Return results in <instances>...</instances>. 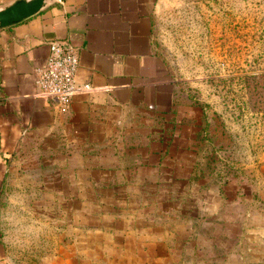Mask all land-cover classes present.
I'll return each instance as SVG.
<instances>
[{"label": "rangeland", "instance_id": "obj_1", "mask_svg": "<svg viewBox=\"0 0 264 264\" xmlns=\"http://www.w3.org/2000/svg\"><path fill=\"white\" fill-rule=\"evenodd\" d=\"M153 40L175 82L186 180L160 182L171 185L164 197L154 195L158 185L120 190L106 198L117 211L91 190L87 215L68 191L81 181H59L58 203L51 195L52 180H42L51 165L41 166L40 150H0V173L10 172L0 180V264H225L214 250L232 240L236 264H264V0H160ZM152 218L171 223L164 251L184 259L153 260L148 249L156 246L129 243L133 229H109L115 220ZM183 222L203 226L194 233Z\"/></svg>", "mask_w": 264, "mask_h": 264}, {"label": "crops", "instance_id": "obj_2", "mask_svg": "<svg viewBox=\"0 0 264 264\" xmlns=\"http://www.w3.org/2000/svg\"><path fill=\"white\" fill-rule=\"evenodd\" d=\"M14 1L0 0V8ZM159 2L49 0L36 14L0 28V150H40L41 166L51 165L49 177L45 173L42 180L54 181L50 188L57 203L59 181L65 179L81 181V186L76 184L78 190L68 186V191L72 203L82 201L87 215L91 190L98 192L100 206L117 211L122 207L106 198H117L120 190L158 185L153 193L164 197L170 195L171 185L165 190L167 186L160 182L186 180L188 145L174 119L178 115L173 106L175 82L153 40ZM63 38L79 51L78 81L92 86L90 92L74 96L65 110L38 97L35 87V70L44 64L49 42ZM172 165L178 169L172 171ZM7 179L10 172L0 173V180ZM114 222L109 229L116 234L134 230L132 245L156 246L148 249L154 253L151 259H184L182 254L164 251L172 242L166 232L170 222L153 218L140 225L132 219ZM182 226L195 233L203 222H183ZM175 239L182 244L199 241L197 237ZM210 241L216 247L219 244L216 237ZM229 245L224 249L221 244L224 252L214 250V255H224L225 264H236V243L232 240Z\"/></svg>", "mask_w": 264, "mask_h": 264}, {"label": "built area", "instance_id": "obj_3", "mask_svg": "<svg viewBox=\"0 0 264 264\" xmlns=\"http://www.w3.org/2000/svg\"><path fill=\"white\" fill-rule=\"evenodd\" d=\"M79 51L67 39L49 42V53L44 64L35 70L36 94L65 110L71 99L92 90L89 83L78 81Z\"/></svg>", "mask_w": 264, "mask_h": 264}, {"label": "water", "instance_id": "obj_4", "mask_svg": "<svg viewBox=\"0 0 264 264\" xmlns=\"http://www.w3.org/2000/svg\"><path fill=\"white\" fill-rule=\"evenodd\" d=\"M49 0H15L0 8V28L8 27L36 14Z\"/></svg>", "mask_w": 264, "mask_h": 264}]
</instances>
